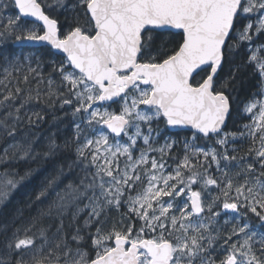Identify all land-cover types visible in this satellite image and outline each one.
Instances as JSON below:
<instances>
[{
    "label": "snow or ice",
    "instance_id": "6c2138e0",
    "mask_svg": "<svg viewBox=\"0 0 264 264\" xmlns=\"http://www.w3.org/2000/svg\"><path fill=\"white\" fill-rule=\"evenodd\" d=\"M49 7L63 11L69 0ZM71 7L73 23L61 35L58 19L46 14L40 0H0V39L46 42L53 57L62 54L51 61L44 102L54 104L55 95L61 109L72 108L75 130L64 148L75 147L73 163L85 172L80 185L56 192L46 207L0 240V264H264V232L247 222L254 216L264 228V102L245 106L252 113L259 103L253 122L261 135L260 147L249 149L253 162L244 166L245 158L228 151V136L235 134L221 136L232 78L219 76L228 57L246 43L247 64L259 71L264 92V59L258 55L264 43L252 48L264 35V0H71ZM165 34L170 39L157 47ZM27 59L9 52L0 65V85L16 82L0 99V138H12L11 159L55 158L62 154L55 133L36 149L40 136L32 127L43 117L28 106L42 97L20 84L43 77L40 65L29 63L21 79ZM54 78L59 80L55 92ZM162 125L165 131L188 126L196 140L216 139L212 147L185 140L183 158L173 157L175 142L166 137L153 146L163 136ZM245 128L255 140L252 126ZM156 152L159 158L152 155ZM8 160L6 148L0 163ZM168 160L175 164L170 171ZM213 165L220 176L212 173ZM233 167L239 170L230 176ZM47 195L46 187L36 199ZM84 199L88 203L81 208ZM86 208L91 211L81 224ZM114 209L120 220L105 230L101 219ZM221 211L234 214L236 223L224 239L223 258L217 259L209 254L219 239L211 235V225ZM88 240L90 251L83 247Z\"/></svg>",
    "mask_w": 264,
    "mask_h": 264
},
{
    "label": "trees",
    "instance_id": "16d2710c",
    "mask_svg": "<svg viewBox=\"0 0 264 264\" xmlns=\"http://www.w3.org/2000/svg\"><path fill=\"white\" fill-rule=\"evenodd\" d=\"M40 2L45 6L46 14H49L52 18H56L59 21V30L62 35L68 30V27L73 23L75 17V11L71 7V0H69V7L65 10H61L56 7L52 10L49 6H55L58 4V0H40ZM5 16V23H6ZM247 21H243L246 23ZM262 36L254 39L252 45L262 44ZM170 37L165 34L160 37L156 46L160 47L161 44L166 43ZM14 39H0V65H3V57L9 52H15L16 56L19 57L23 54L29 59L24 60L20 66V77L22 79L23 73L27 71L28 64L31 63L33 68L40 65L39 71L42 73V79L40 76L33 77L29 84H20V87L25 89H31V94L33 97L36 95V91L39 90L41 93V101H36L35 99L29 104V108L35 111H39L40 115L43 117V122L39 124V127L33 126L32 131L40 136V142L37 144L36 149L40 151L41 146L47 142V137L56 134V141L61 145V153H57L55 158H44L41 155L39 158H29L27 160L21 161L17 159H11L14 149L9 148V145L13 143L12 138L4 137L0 138V153L8 148L9 160L6 163H0V180L6 178L8 181H14V185L10 184V189L4 191L6 197L3 198L0 203V231L5 225H11L13 223L22 224L27 223L28 218L35 215L37 210L41 207H46L47 204L55 197V193L62 190H67L69 184L74 186L80 185V181L84 179L83 170L76 165H72L77 158H75V152H72V148L65 149L64 141L72 137L74 133V126L72 124V115L70 111L72 108L65 106L61 109L58 96H52L50 99L55 101L54 104H49L44 101L48 100L49 91V73L51 72V61L55 59H60L61 56L53 57L51 49L46 46L40 48H29V47H14ZM231 43V41H230ZM170 47V45H169ZM253 48V47H252ZM250 55L248 52V46L245 43L239 48V50L234 51L232 55L228 57L221 69L219 76L220 78L231 77V85L226 90V94L230 97V107L231 113L228 117L227 125L225 130L228 132H235L240 127L239 125L243 123L242 118V108L249 102L256 100L260 95L259 88V71L255 69L254 64H247V58ZM238 69V70H237ZM12 75L15 77L17 73L13 71ZM0 79H3V67H0ZM55 79V83L52 85V89L55 92L59 88V80ZM10 87L14 90L16 86L15 80H11L7 85H0V99L3 98L5 87ZM19 103V101H17ZM116 107V106H114ZM2 114V113H0ZM35 119V118H34ZM161 132L163 136L161 139L170 137L175 142V147L171 150V155L177 156L181 148L182 139L186 138L189 134L188 132H177L169 133L165 131L164 126H161ZM160 139V140H161ZM207 139L201 138L198 142L203 143ZM160 143H154V147H157ZM234 148L237 151L232 152L230 155H235L238 158L248 155L249 149L253 148L250 140L236 141L234 143ZM250 160L253 162L254 156H250ZM172 163L171 160H168ZM47 187L48 195L46 198L42 197L41 201H37L36 197L42 189ZM0 192V198L3 196ZM90 194V192H89ZM84 200L80 202L83 203ZM123 211V209L121 210ZM113 213L119 217L120 212L113 210ZM71 219V215L65 219V224L67 225ZM253 220L252 216L248 220ZM80 220V218H79ZM220 221V220H219ZM213 223L211 225L212 232L211 235L218 236L212 249L210 250V255L216 257L217 259L222 258L224 255L221 252V248L224 247V239L231 232L234 224L230 223L228 225L223 224L224 222ZM80 223L82 224L81 220ZM111 224L110 222H108ZM125 223H128L125 219ZM253 224L254 222H249ZM230 225V226H229ZM94 227L91 231L94 232ZM55 230V226L51 231ZM36 230L33 229V232ZM68 239H71V232L73 229H69ZM50 234V233H49ZM87 235V232L84 233ZM208 233H206L207 235ZM235 237V236H234ZM233 237V238H234ZM4 237L0 235V240ZM207 240L205 245H207ZM91 241L88 240L84 243L83 247L85 250L90 251ZM94 256V252H90ZM223 254V255H222Z\"/></svg>",
    "mask_w": 264,
    "mask_h": 264
},
{
    "label": "rangeland",
    "instance_id": "374dc122",
    "mask_svg": "<svg viewBox=\"0 0 264 264\" xmlns=\"http://www.w3.org/2000/svg\"><path fill=\"white\" fill-rule=\"evenodd\" d=\"M256 19H257V17L256 16H253V22H255ZM253 34L255 35V29H253ZM262 39H263L262 43H264V35L262 36ZM252 47H253V50H255L256 45H252ZM258 55L261 57V59H264V50H261V52H259ZM260 92L261 93H260L259 97L256 100L252 101V102H264V92H262L261 89H260ZM252 102H249L246 105H248V104H250ZM246 105H244L243 108H242L243 123L239 125L240 127L238 128V130H236L235 132H228L227 130H224V132L221 133V136H223L225 132L226 133H229V134H233V133L235 134V138H233L232 135H229L228 136V140H229L228 151H229V154H231L233 152L232 149H235L234 148V143H236V141H238V140H240V141L250 140L251 143H252V146L254 148L258 149L260 147L259 137L261 135V132L258 129L255 128V124L253 122V116L254 115L255 116H258V114H259V110H260L259 109V103L257 104V107L255 109H253V112L252 113H248V112L245 111V106ZM70 113H72V111H70ZM258 122L259 121H257V123ZM245 125H251L252 126V130L255 132V140L253 139V136H251V135L248 134L249 133V129L245 128ZM241 133H244V135H241ZM165 137L166 136H164V138ZM164 138L159 141L160 144L157 146V148L164 143ZM166 138L168 139V141L170 143L174 142V140L171 139L170 137H166ZM215 139L216 138L213 137L212 140H208L207 139L203 143H200V142H198V140H196V139L193 138L192 133H189L186 138L182 139V144H181V148L179 150V154L178 155H179V157L181 159L183 158V155H184V141L185 140H188L190 144L198 145L200 147H212L213 144H214ZM217 147H219V146H217ZM72 150H73L72 152H75V147L74 146L72 147ZM3 154H4V151L0 153V156H2ZM138 154H139V151L136 150L134 152V155H138ZM152 155H155L157 158L160 157L159 152L152 153ZM174 156H176V155L174 154ZM253 156H254V154H253ZM249 157H250V155L243 156V158H245L244 166H246L248 163H252V161L250 160L251 158H249ZM75 158H77V157H75ZM124 159L125 158L121 157V161H123ZM201 159H203V157H201ZM178 162L179 161H177V163ZM167 163L170 165L169 171L171 170V168H174L175 167V164H173V162L172 163H169V161H167ZM72 165H75V164L72 163ZM121 166H123V164H121ZM148 167L150 168V164L148 165ZM255 167H256L257 171H259V165L256 164ZM81 169L82 168H80V170ZM238 170L239 169L236 168V167L231 168L230 171H229V175L230 176H234L235 172L238 171ZM92 171H95V169H92ZM211 171H212L213 174H215L217 176H220V173H216V171H215V165H213ZM80 174L85 176L84 171H83V173H80ZM105 179H107V178H105ZM240 182H243V176L240 177ZM9 185H10V183H9V181L6 178L0 180V192H2L1 195H3L0 198V203L2 202L3 198L6 197L5 192L8 191V188H9V190L12 189V188H10ZM140 187H143V186H140ZM2 188H3V190L5 192L4 191H1ZM199 188H200L199 185L193 186V189L194 190H199ZM138 190H139V188H138ZM89 195H91V192H90ZM87 203H88L87 199H84L83 203L80 204V207L83 208L84 204H87ZM89 211H91V209L90 208H86V209H84L83 212H81L79 218H80L82 224H83L84 219L87 217ZM233 215L234 214H232L231 212L225 214L223 211H221V215L218 217V221L220 220L219 222H224L223 224H226V225H228L230 223H232V224L235 225L236 221L233 220ZM205 216H207V212L205 213ZM252 218L256 219L254 216H252ZM119 220H120V215H119V217H117V215L115 213H113V211H112L111 213H108L106 216L102 217L101 224L103 225V227H104L105 230H109L113 226V223L115 221H119ZM225 221H228V223H225ZM108 222H110L111 224H109ZM25 224L26 223L23 222L22 224L13 223L11 225H5V226H3L1 228L0 235L3 236L4 238L6 236H11L12 232L15 231L17 227H22ZM251 225H253L254 227H256L257 231L264 232V228H260L259 227V222H254ZM94 231H95V227H94ZM20 235H21V237L23 236V232L22 231H21ZM236 240H237V237H234L233 238V242H235ZM205 242H206V240L204 241V244H205ZM222 258H223V256H222ZM222 258H220V259H222Z\"/></svg>",
    "mask_w": 264,
    "mask_h": 264
},
{
    "label": "water",
    "instance_id": "95a60500",
    "mask_svg": "<svg viewBox=\"0 0 264 264\" xmlns=\"http://www.w3.org/2000/svg\"><path fill=\"white\" fill-rule=\"evenodd\" d=\"M59 29V27H58ZM60 32V30H59ZM14 47H29V48H40L42 46H46L50 49V46L46 44V42H21V43H13ZM52 52H54L55 50H51ZM62 54H57V56H61ZM230 115V113H229ZM228 115V117H229ZM227 117V119H228ZM227 119H226V123L223 126V128H225L226 124H227ZM167 130L171 133H176V132H180V131H189V132H193V130L188 127V126H183V127H168ZM1 174V172H0Z\"/></svg>",
    "mask_w": 264,
    "mask_h": 264
},
{
    "label": "flooded vegetation",
    "instance_id": "af4514ba",
    "mask_svg": "<svg viewBox=\"0 0 264 264\" xmlns=\"http://www.w3.org/2000/svg\"><path fill=\"white\" fill-rule=\"evenodd\" d=\"M231 107H230V113H231ZM225 130V129H224ZM183 132H188V131H183ZM188 133H190V132H188ZM213 139V138H212ZM85 173V172H84ZM247 222H259L257 219H251V220H248Z\"/></svg>",
    "mask_w": 264,
    "mask_h": 264
}]
</instances>
